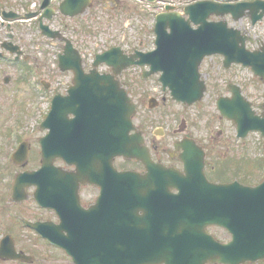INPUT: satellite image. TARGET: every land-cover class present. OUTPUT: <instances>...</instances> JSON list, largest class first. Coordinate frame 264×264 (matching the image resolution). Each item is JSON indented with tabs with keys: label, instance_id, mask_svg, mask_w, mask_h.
Wrapping results in <instances>:
<instances>
[{
	"label": "flooded vegetation",
	"instance_id": "1",
	"mask_svg": "<svg viewBox=\"0 0 264 264\" xmlns=\"http://www.w3.org/2000/svg\"><path fill=\"white\" fill-rule=\"evenodd\" d=\"M95 2L97 4L108 0H94V4ZM58 15L63 19L65 17L61 13ZM253 46L256 49L260 45L255 43ZM83 60L86 71H90L87 61ZM205 64L206 62L200 68L206 85L204 98L202 102L191 106L175 102L171 90L163 87L158 76L147 79L141 75L133 78L135 81L131 82L125 72L116 77L137 103V113L134 117L136 131L132 135H140L154 163L170 169V172H149L141 161L117 158L116 168L121 172L134 174L138 181L129 187L126 182L121 183L120 197H116V191L111 186L110 172L79 175L76 165L68 166L63 160L57 159L54 162L55 167L67 170L72 177L63 181L58 173L54 180L42 181L39 202L35 184L18 186L14 192V183L21 173L37 171L41 167V156L39 155L33 167H30L28 161L11 162L16 172L11 174L5 193L0 196V264H128L130 259L136 258L133 256L138 252L137 243L144 241L143 225L155 227L163 222L159 217L164 213L155 204L160 192L168 199L180 194V189L195 195L211 191L214 185L240 182L238 173L242 172L241 163L231 160L222 164L225 161H220V166H217V148L226 138L223 132H217L211 142L197 137V131L202 128L192 125L183 111L190 110L207 99L216 97L217 102L221 97H230L235 86H239L246 95L253 81L241 83L236 82L234 78L220 81L215 79V76L210 78L214 64L211 62L209 71H205ZM105 68L106 72L111 71ZM233 68L229 69L231 73L236 71ZM59 74L68 75V80L55 86L51 81H47L45 86L50 93L66 95L73 84L74 76L70 72ZM256 80L258 86H263L264 99V82ZM216 81L224 84L225 93H220V85ZM195 89L197 96L200 88ZM136 95L139 96L137 99ZM260 104L262 102L253 103L255 107ZM143 105L145 110L154 108V112L159 111L160 116L154 117V124H160L154 126L153 131H150V128L145 129L146 124L140 117ZM174 105L181 111L174 113ZM216 108L218 110L217 103ZM256 110L258 114L263 111L260 108ZM177 119H180V122L175 123ZM235 137L236 143H239L237 134ZM227 141L230 142V139ZM244 153L245 151H242V155ZM189 158L196 161L194 167H201L197 164L204 160V172L186 171L184 160ZM147 176H151V179L147 180ZM49 186L55 187L51 189ZM131 189H135L136 193L127 197ZM102 195L107 197L105 201L102 200ZM205 232L219 243H227L232 239L231 235L219 226H208ZM212 244H205V248L212 249ZM129 264L137 262L131 261ZM206 264L224 263L216 260L207 261Z\"/></svg>",
	"mask_w": 264,
	"mask_h": 264
},
{
	"label": "water",
	"instance_id": "2",
	"mask_svg": "<svg viewBox=\"0 0 264 264\" xmlns=\"http://www.w3.org/2000/svg\"><path fill=\"white\" fill-rule=\"evenodd\" d=\"M221 1L228 2L231 0ZM49 2L50 0H45L44 7L48 6ZM66 2L65 13L69 11L67 7L79 4V2L81 4L76 8L72 7V9L75 13H82L86 4L89 3L88 0H67ZM261 10L260 19L264 16V4L259 2L249 5H220L204 2L186 9V14L190 17L189 20H185L178 13L163 14L158 17L156 26L158 50L154 54L145 55L139 64H149L152 67V73L163 72V79L172 80L182 77L183 83L194 82V85H196L195 82L199 80L198 76H200L199 65L204 56L222 54L226 57V64L235 62L250 66L257 75L264 79V53H249L246 51L245 43L247 39L242 37L238 31L228 29L226 22H207V19L212 15L224 17L226 14H232L235 20H239L249 14L256 18V14H259ZM7 16L15 15L9 14ZM191 23L198 25L199 28L194 31ZM41 27L43 33L48 37H57L58 33L51 31L49 27L44 25ZM168 29L171 30V33H168ZM7 48L11 52H17L18 55H21L17 47L10 46ZM112 52L114 51L99 59H104L110 65H113L115 72L118 73L126 65H117L119 62L108 59ZM73 54L76 55L77 53L68 42L65 55L61 58V68L63 71L72 70L74 72L76 76L75 85L65 99L55 97L52 110L43 125L45 128L51 129L50 134L41 140L43 168L35 173V176L23 175L20 179L32 180V177H34V182L37 183L45 172L53 175L54 171H58L53 168L55 158H65L68 150L73 151V154H75V150L71 146H61L56 143L55 132L59 129L60 120L62 119L64 124L62 129H68L74 123L68 124L63 120L69 114V112L62 111L66 105L76 115V118L79 117V120L84 118L90 119L91 123L103 124L104 122L106 128L104 129L105 140L107 142L105 145V158L109 159V167L112 173L117 175V171L113 166L116 157L136 158L147 165L151 162L147 150L140 147L142 144L141 139H136V142L140 141V143L135 146L128 147L126 145V138L132 129V116L136 109L127 92L120 87L111 75H100L96 70L90 74H85L79 58L77 64L73 66L69 62L70 56ZM99 62L97 61L95 66ZM134 63V60H130L127 66ZM189 77L194 79H184ZM200 89L199 93L204 91V85H201ZM192 93L191 90L190 94ZM201 98L202 95L198 94L196 97L184 95V97L178 96L176 99L191 105ZM250 108L251 105L241 96L240 92L235 94L232 99H222L220 102L223 117L233 120L240 132L247 133L249 130H258L262 132L264 137V118L255 116ZM85 122L87 123V121ZM89 130L93 131V129ZM142 150L146 151L143 157L141 155ZM24 154L25 151L22 150L17 156L23 157ZM186 163L190 168V163L188 161ZM92 168L93 171L97 170L94 166ZM156 169L158 171L166 170L160 166H154V170ZM126 175L128 174L119 173L117 177L123 178ZM212 187L211 191L202 192L199 196H189L188 200L185 201L182 198L183 203L172 201L173 208L169 210L170 218L179 216L178 220H180L192 216L196 223L192 226L189 225V227L197 236L205 235V222L207 225L220 224L228 229L233 234L234 240L228 245L219 246L222 252L219 256L223 262L241 264L246 261L255 262L264 259V182L257 187L243 186L239 183L214 185ZM184 210H186V213ZM184 214H186V217L183 216ZM161 227L174 229V236L171 242L154 243V251L160 252L159 247L163 246L164 255L170 254L173 260L182 259L176 264H185L184 262L193 264L194 258L179 257L180 254L177 251L173 249L166 250L167 246L172 247L175 243H184V237L188 233L186 231V234H183V231L177 232L179 229L182 230V225L180 226L176 221ZM207 260L204 259L198 263L204 264ZM146 262L148 260L144 261L143 264Z\"/></svg>",
	"mask_w": 264,
	"mask_h": 264
},
{
	"label": "rangeland",
	"instance_id": "3",
	"mask_svg": "<svg viewBox=\"0 0 264 264\" xmlns=\"http://www.w3.org/2000/svg\"><path fill=\"white\" fill-rule=\"evenodd\" d=\"M42 1L0 0V14L2 11H13L19 14L34 13L37 12ZM172 1L175 2L177 0ZM54 4L55 2H52V5ZM144 7H139L135 1L131 0H124L118 5L112 2L107 4L100 2L80 17L75 19L54 17L51 21H46L45 24L49 25L53 30H60L67 38L74 41L76 47L82 53H86L89 59L94 57L95 52H101L114 44H119L122 31L128 34V41L133 39L137 45L142 41L146 45L145 48L149 49L152 47L153 40L154 12ZM243 24L247 26L246 20ZM12 28L13 43L20 46L24 53L31 58L28 61L22 60L21 63L17 64L13 61L14 56L2 50L5 52L6 59L0 61V196L5 193L9 185V177L13 172H16L15 166L11 165L9 158L18 147V143L16 144L10 139L11 129L17 127L18 129L16 130H18L20 135L19 139L29 143L30 155L28 162L31 164L30 167H33L37 163L40 154L38 140L45 133L39 126L44 120V113H47L50 108V102L46 98L50 99L52 97L51 94L42 91L40 81L50 79L55 86L68 80V75H61L57 72L58 61L56 54L59 51L58 45L52 46L50 40L41 34L39 25L35 20L17 21L12 23ZM7 33V26L2 24L0 15V42L7 40ZM253 33L264 42V23L260 24ZM249 47L252 48L251 46ZM206 61L205 71H209L211 62L214 64L210 78L215 76V79L219 81L220 79L234 78L236 82L241 83L253 81V85L247 89L246 95L254 102L263 101V86L257 85V80L252 78L250 71L241 72L238 68V71L226 73L224 68H222L221 58L215 57ZM37 66L40 67H38V74H33L32 76L28 74L30 70H34ZM25 72L27 73L25 74ZM137 73L139 74V72L135 71L128 73L130 82L135 81L133 78L136 77ZM7 77H10L11 80L7 85H3L2 80ZM34 79H37V82ZM219 81H216V83L220 85V93H225L224 84ZM52 94L54 95L55 92H52ZM135 97L137 99L139 96L136 95ZM36 106L39 107L38 112L36 111ZM172 111L175 113L176 111H181V109L174 105ZM183 113L185 117L190 119L192 125L202 128V130L197 131V137L211 142V138H215L214 136L217 132H223L225 135V143L218 145L217 148L219 152L217 166H220V161H225L222 164H226L231 160H241V150H244L245 146L249 147V157H251L253 162L255 159H260L261 161L263 158L264 145L262 138L258 134L251 135L244 145V141L236 143L234 126L219 117V112L216 109V97L207 99L204 103L198 104L190 110L183 111ZM155 116H160L159 111L154 112V108H146L145 110V106L142 108L140 117L146 124V130L150 128V131H153L154 126L160 124H154ZM177 122H180V119H177L175 123ZM228 138L230 142L227 141ZM20 140L19 142H21ZM227 157L229 158L226 160L225 158ZM211 162H214V160H211ZM250 167L253 176H247L245 174L246 171L241 170L242 172L238 173L240 178L238 179L242 182L256 185L263 178L264 172L261 173L256 164L251 163ZM234 176L232 175V177ZM219 234L222 235L221 233ZM255 264H264V262Z\"/></svg>",
	"mask_w": 264,
	"mask_h": 264
}]
</instances>
